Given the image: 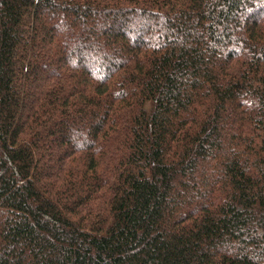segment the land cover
I'll return each mask as SVG.
<instances>
[{
	"label": "trees",
	"instance_id": "16d2710c",
	"mask_svg": "<svg viewBox=\"0 0 264 264\" xmlns=\"http://www.w3.org/2000/svg\"><path fill=\"white\" fill-rule=\"evenodd\" d=\"M0 264H264V0H0Z\"/></svg>",
	"mask_w": 264,
	"mask_h": 264
},
{
	"label": "rangeland",
	"instance_id": "374dc122",
	"mask_svg": "<svg viewBox=\"0 0 264 264\" xmlns=\"http://www.w3.org/2000/svg\"><path fill=\"white\" fill-rule=\"evenodd\" d=\"M129 27H130V25H128V28L127 29H129ZM80 144H87L88 143V141H87V139H82L81 140V142H79Z\"/></svg>",
	"mask_w": 264,
	"mask_h": 264
}]
</instances>
